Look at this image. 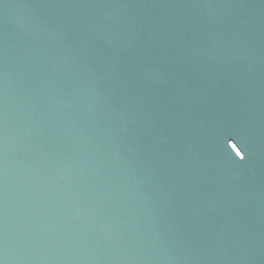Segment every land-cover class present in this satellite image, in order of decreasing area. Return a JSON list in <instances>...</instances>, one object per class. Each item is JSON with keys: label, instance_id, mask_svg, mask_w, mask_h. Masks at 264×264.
<instances>
[{"label": "water", "instance_id": "95a60500", "mask_svg": "<svg viewBox=\"0 0 264 264\" xmlns=\"http://www.w3.org/2000/svg\"><path fill=\"white\" fill-rule=\"evenodd\" d=\"M0 264H264V0H0Z\"/></svg>", "mask_w": 264, "mask_h": 264}, {"label": "snow or ice", "instance_id": "6c2138e0", "mask_svg": "<svg viewBox=\"0 0 264 264\" xmlns=\"http://www.w3.org/2000/svg\"><path fill=\"white\" fill-rule=\"evenodd\" d=\"M241 154V153H240ZM242 159H243V156H242Z\"/></svg>", "mask_w": 264, "mask_h": 264}]
</instances>
